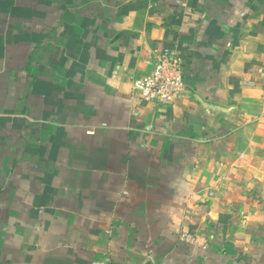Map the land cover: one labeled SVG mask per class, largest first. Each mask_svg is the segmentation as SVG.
Instances as JSON below:
<instances>
[{
    "label": "crops",
    "instance_id": "1",
    "mask_svg": "<svg viewBox=\"0 0 264 264\" xmlns=\"http://www.w3.org/2000/svg\"><path fill=\"white\" fill-rule=\"evenodd\" d=\"M106 256L264 264V0H0V264Z\"/></svg>",
    "mask_w": 264,
    "mask_h": 264
},
{
    "label": "built area",
    "instance_id": "2",
    "mask_svg": "<svg viewBox=\"0 0 264 264\" xmlns=\"http://www.w3.org/2000/svg\"><path fill=\"white\" fill-rule=\"evenodd\" d=\"M183 60L174 49L167 48L155 55L150 70L134 78L132 93L145 102L171 103L185 90ZM88 264H115L110 258L91 260Z\"/></svg>",
    "mask_w": 264,
    "mask_h": 264
},
{
    "label": "water",
    "instance_id": "3",
    "mask_svg": "<svg viewBox=\"0 0 264 264\" xmlns=\"http://www.w3.org/2000/svg\"><path fill=\"white\" fill-rule=\"evenodd\" d=\"M127 32V31H126ZM209 108H213V105L211 103L206 104ZM223 109V108H222ZM147 264H152L151 262H148Z\"/></svg>",
    "mask_w": 264,
    "mask_h": 264
}]
</instances>
